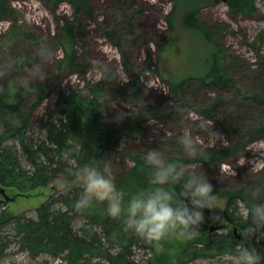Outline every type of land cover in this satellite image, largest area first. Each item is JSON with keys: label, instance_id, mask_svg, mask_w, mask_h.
Wrapping results in <instances>:
<instances>
[{"label": "rangeland", "instance_id": "1", "mask_svg": "<svg viewBox=\"0 0 264 264\" xmlns=\"http://www.w3.org/2000/svg\"><path fill=\"white\" fill-rule=\"evenodd\" d=\"M91 1L96 9L97 23L89 27L88 46L83 48L81 41L77 48L80 54L85 55V64L89 67L85 77L70 70L61 73L57 69L63 53L54 40L64 18L72 16L67 4L51 8L37 0L12 2L11 7L17 12V17L0 18V85L13 81L25 105H31L35 99L31 92L34 85H44L50 92L35 111L33 123L52 114L62 89L88 94V86L103 76L111 90L105 115L121 139L122 156L112 162L113 171L132 166L130 159L123 157L125 151L145 148L152 141L169 140L179 144L177 137L187 132L202 147H212L227 144L235 136L221 132L214 122L195 112L184 118L175 114L172 122L165 116L173 107L174 98L169 82L156 73V66L159 65L163 75L173 81L188 75L207 49L205 41L183 26L186 7L178 5L177 0H136L133 11L129 13L133 20L125 24L123 12L111 7L108 0ZM201 3L199 16L207 27L225 26L220 39L231 65L228 71L235 80V88L222 87L220 91L204 88L193 103L198 108L212 104L219 121L228 123L231 132L242 133L250 123L264 118V107L245 98L256 93L264 79V41L261 42L264 37V0H257L258 10L254 15L233 13L223 0H201ZM169 14L175 19V36L170 34V25L166 20ZM129 25H132V30H129ZM107 33H114V39ZM160 38L172 45L158 63L155 53ZM21 59L25 60L22 67L18 64ZM145 105L150 106L151 115H142ZM118 113L125 115L117 120ZM130 123L138 124L139 134L125 131ZM178 148L183 152L182 146ZM248 149V155L230 163L208 167L191 164L205 171L214 191L220 194L223 219L213 223L221 228L218 233L229 231V223L224 216L227 195L236 189L250 190L252 186L264 185V138L251 143ZM81 183L78 179L54 178L48 187H39L17 196L14 201H7V213L38 219L37 209L41 205L53 195H68ZM54 207L64 209L59 203ZM243 212L246 213L244 209ZM85 225L86 220L78 218L74 229L79 231ZM0 235L8 244L0 264H68L62 258L48 254L32 259L27 252L19 249L12 225L2 228ZM242 241L264 254V248L253 238L246 240L243 237ZM183 247L184 240L170 238L164 242L163 248L156 247L154 251L136 249L132 259L135 264L158 261L163 264H190L184 259ZM221 260L235 264L234 255L221 257ZM94 262L105 263L103 259ZM196 263L211 264L212 260L201 258Z\"/></svg>", "mask_w": 264, "mask_h": 264}, {"label": "trees", "instance_id": "2", "mask_svg": "<svg viewBox=\"0 0 264 264\" xmlns=\"http://www.w3.org/2000/svg\"><path fill=\"white\" fill-rule=\"evenodd\" d=\"M28 0H0V18H16L17 12L11 7L12 2ZM48 7L56 8L67 4L71 11L70 18H64L55 36V44L63 53L57 69L64 73L68 70L85 77L89 67L85 64V55L77 50L88 46L89 27L97 23L96 9L91 0H37ZM109 5L118 8L125 17L124 23L131 22L136 0H108ZM178 5L186 7L182 17L183 26L189 32L207 43L203 56L199 57L196 67L186 76L170 81L156 66V73L169 82L174 104L165 116L172 122L174 115L185 117L191 112L212 121L223 133H228L230 141L224 145L203 147L206 158L187 157L179 150L180 144L172 141H152L145 148L125 151L123 157L132 162L130 168L113 171L118 187L126 193L134 194L149 186L148 173L143 165L142 155L146 148L166 145L169 156L184 163L200 164L208 167L213 164L230 163L249 154V145L264 138V118L254 121L242 133L231 132L232 128L224 120L219 121L212 104L198 108L193 99L199 97L204 88L220 91L222 87L235 88V80L228 71L231 67L227 60L221 33L225 26L207 27L200 19L201 0H177ZM226 6L236 14L254 15L257 0H225ZM170 25V34L175 36L176 25L172 14L166 17ZM132 30V25H129ZM114 39V33H107ZM262 37L261 42H263ZM156 49L158 63L169 52L171 42L159 39ZM260 40L258 41L260 43ZM259 53V49H256ZM25 60H18L20 67ZM109 82L105 77L88 86V94L83 91L69 92L61 90L52 114L33 123V115L50 92L44 85L33 87L35 99L31 105H25L13 81L0 85V186L7 195L17 197L39 187H48L54 178L76 181L75 170L93 160L112 162L122 156L120 137L111 121L106 118L107 97L110 96ZM106 98V99H105ZM254 104L264 107V79L260 88L253 95L245 96ZM142 115H151L149 105L142 109ZM168 123V125H170ZM140 123V122H139ZM128 134H139L138 124L126 125ZM26 162L29 169L26 168ZM81 186H75L68 195L52 196L37 209L38 219L24 215L7 213V201L0 195V230L12 225L18 237L19 249L35 259L41 254L62 258L68 264H101L94 260L103 259V264H135L132 257L136 249L154 251L157 245L144 241L137 235L126 231L121 219L104 213L103 204H97L89 210H78L74 205ZM18 192L12 194L11 192ZM127 199V197H126ZM250 190L240 188L230 192L226 197L224 211L229 231L210 232L213 225L210 212L204 210L205 221L197 236L184 240L183 255L186 262L196 263L199 259H210L211 264H231L221 257L234 255L239 244L234 229L242 234V228L249 222L247 208L254 201ZM64 209H55V204ZM243 207V208H242ZM243 209L246 213L243 212ZM78 218H84L86 225L79 231L74 229ZM243 236V235H242ZM246 240L245 236H243ZM264 248V238L252 237ZM5 238L0 235V260L5 256L7 246ZM112 250H115L113 252ZM180 263V262H179ZM150 264H163L162 261Z\"/></svg>", "mask_w": 264, "mask_h": 264}, {"label": "clouds", "instance_id": "3", "mask_svg": "<svg viewBox=\"0 0 264 264\" xmlns=\"http://www.w3.org/2000/svg\"><path fill=\"white\" fill-rule=\"evenodd\" d=\"M124 115L118 113L117 120ZM177 142L187 157L206 158L205 149L190 133L177 137ZM142 160L149 186L130 195L118 187L110 161L85 163L74 172L82 182V190L73 206L83 211L103 204L104 213L121 219L126 231L160 248L170 238L186 240L197 236L205 221V209L209 210L213 223L222 221L220 194L214 191L202 168L171 158L166 145L146 148ZM250 193L257 199L247 208L250 218L242 228V235L248 239L264 238V185L252 186ZM234 260L235 264H262L264 254L241 241Z\"/></svg>", "mask_w": 264, "mask_h": 264}, {"label": "water", "instance_id": "4", "mask_svg": "<svg viewBox=\"0 0 264 264\" xmlns=\"http://www.w3.org/2000/svg\"><path fill=\"white\" fill-rule=\"evenodd\" d=\"M225 1V0H223ZM0 195L6 200V201H14L16 198L15 197H10L9 195H7L6 189L2 186H0ZM221 229L219 226H212L210 228V232H213L215 230H219ZM235 234H237L238 236H236L238 238L239 241L243 240V236L242 234H238L237 230L234 229Z\"/></svg>", "mask_w": 264, "mask_h": 264}, {"label": "flooded vegetation", "instance_id": "5", "mask_svg": "<svg viewBox=\"0 0 264 264\" xmlns=\"http://www.w3.org/2000/svg\"><path fill=\"white\" fill-rule=\"evenodd\" d=\"M230 230V229H229ZM235 236H238L237 234Z\"/></svg>", "mask_w": 264, "mask_h": 264}, {"label": "bare ground", "instance_id": "6", "mask_svg": "<svg viewBox=\"0 0 264 264\" xmlns=\"http://www.w3.org/2000/svg\"><path fill=\"white\" fill-rule=\"evenodd\" d=\"M216 231V230H215Z\"/></svg>", "mask_w": 264, "mask_h": 264}]
</instances>
